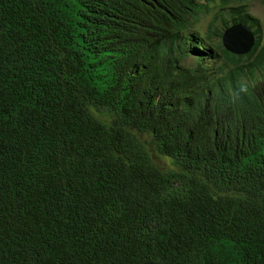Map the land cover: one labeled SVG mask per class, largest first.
Wrapping results in <instances>:
<instances>
[{
    "label": "trees",
    "instance_id": "trees-1",
    "mask_svg": "<svg viewBox=\"0 0 264 264\" xmlns=\"http://www.w3.org/2000/svg\"><path fill=\"white\" fill-rule=\"evenodd\" d=\"M245 1L0 0V264H264Z\"/></svg>",
    "mask_w": 264,
    "mask_h": 264
},
{
    "label": "clouds",
    "instance_id": "clouds-1",
    "mask_svg": "<svg viewBox=\"0 0 264 264\" xmlns=\"http://www.w3.org/2000/svg\"><path fill=\"white\" fill-rule=\"evenodd\" d=\"M245 7V11L250 15V19L247 22L239 21V20H232L229 17V11L226 10L221 13V16H218L216 21H220V44L221 46L228 51L222 44V34L226 28L234 24L240 23L241 25L245 26L252 36L251 44L249 45L248 49L242 53H232L236 55H247L249 59H260L263 63L262 66L256 67L254 66L252 71V85L251 89L248 93L243 92L246 94L244 97V101L246 102L247 106L241 113L242 120L247 119L250 117L251 112L254 109H259L264 113V17L259 14L256 9L259 8L264 13V5L260 3L258 0H246L243 3ZM204 18H211L210 16H203ZM229 52V51H228ZM246 91L247 89H242ZM246 121V120H244Z\"/></svg>",
    "mask_w": 264,
    "mask_h": 264
},
{
    "label": "water",
    "instance_id": "water-1",
    "mask_svg": "<svg viewBox=\"0 0 264 264\" xmlns=\"http://www.w3.org/2000/svg\"><path fill=\"white\" fill-rule=\"evenodd\" d=\"M252 36L248 29L240 23L226 28L222 34L223 46L232 53L245 52L251 44Z\"/></svg>",
    "mask_w": 264,
    "mask_h": 264
},
{
    "label": "rangeland",
    "instance_id": "rangeland-1",
    "mask_svg": "<svg viewBox=\"0 0 264 264\" xmlns=\"http://www.w3.org/2000/svg\"><path fill=\"white\" fill-rule=\"evenodd\" d=\"M256 11L264 17V13L259 8H257Z\"/></svg>",
    "mask_w": 264,
    "mask_h": 264
}]
</instances>
